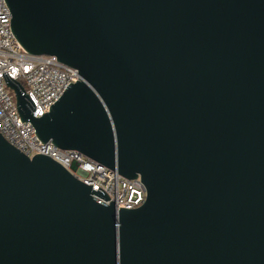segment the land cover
Wrapping results in <instances>:
<instances>
[{
	"label": "water",
	"instance_id": "1",
	"mask_svg": "<svg viewBox=\"0 0 264 264\" xmlns=\"http://www.w3.org/2000/svg\"><path fill=\"white\" fill-rule=\"evenodd\" d=\"M30 54L78 71L42 142L125 178L116 209L48 156L0 134V264H264V0H5Z\"/></svg>",
	"mask_w": 264,
	"mask_h": 264
},
{
	"label": "built area",
	"instance_id": "2",
	"mask_svg": "<svg viewBox=\"0 0 264 264\" xmlns=\"http://www.w3.org/2000/svg\"><path fill=\"white\" fill-rule=\"evenodd\" d=\"M10 12L5 0H0V134L28 157L48 156L79 181L100 187L116 209L139 207L146 199V187L140 177L125 178L89 159L76 150H64L50 141L42 142L29 121H20L14 91L5 84L2 73L19 82L35 105L32 116L40 117L49 111L70 83L78 80L77 69L63 64L55 55L30 54L20 45L10 29Z\"/></svg>",
	"mask_w": 264,
	"mask_h": 264
}]
</instances>
